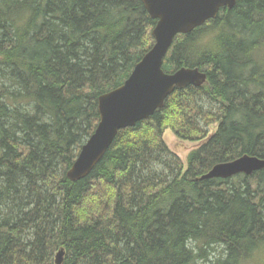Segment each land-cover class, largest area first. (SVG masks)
Here are the masks:
<instances>
[{
  "label": "trees",
  "instance_id": "obj_1",
  "mask_svg": "<svg viewBox=\"0 0 264 264\" xmlns=\"http://www.w3.org/2000/svg\"><path fill=\"white\" fill-rule=\"evenodd\" d=\"M155 21L141 0H0V264H54L60 248L62 264H264V168L197 179L264 158V0L177 35L163 69L205 82L120 129L87 176L66 175ZM167 129L199 143L185 169Z\"/></svg>",
  "mask_w": 264,
  "mask_h": 264
},
{
  "label": "water",
  "instance_id": "obj_2",
  "mask_svg": "<svg viewBox=\"0 0 264 264\" xmlns=\"http://www.w3.org/2000/svg\"><path fill=\"white\" fill-rule=\"evenodd\" d=\"M155 24L151 30L152 46L134 64L128 76L117 87L97 99L98 122L80 146L66 175L71 181L84 178L99 162L117 132L151 116L163 108L176 88L198 87L206 72L198 67L182 66L170 72L163 60L174 38L185 35L217 16L223 7L231 8L236 0H141ZM264 168V158L242 154L233 160L214 164L197 179H226L236 174L250 175ZM63 248L54 257L62 264Z\"/></svg>",
  "mask_w": 264,
  "mask_h": 264
},
{
  "label": "rangeland",
  "instance_id": "obj_3",
  "mask_svg": "<svg viewBox=\"0 0 264 264\" xmlns=\"http://www.w3.org/2000/svg\"><path fill=\"white\" fill-rule=\"evenodd\" d=\"M216 128V124L210 126V132H213ZM164 140L166 141L168 147L177 154L184 164V169L186 168V159L188 153L198 146L197 141H188V140H180L178 139L170 129L165 130L164 132Z\"/></svg>",
  "mask_w": 264,
  "mask_h": 264
},
{
  "label": "bare ground",
  "instance_id": "obj_4",
  "mask_svg": "<svg viewBox=\"0 0 264 264\" xmlns=\"http://www.w3.org/2000/svg\"><path fill=\"white\" fill-rule=\"evenodd\" d=\"M74 146V145H73ZM76 154V153H75ZM2 158V157H1ZM11 160V159H10ZM206 163V162H205ZM199 165V164H198ZM203 245V244H202ZM215 257V256H214Z\"/></svg>",
  "mask_w": 264,
  "mask_h": 264
}]
</instances>
